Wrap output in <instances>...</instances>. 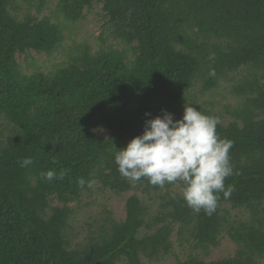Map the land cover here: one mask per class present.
Masks as SVG:
<instances>
[{
	"label": "trees",
	"instance_id": "trees-1",
	"mask_svg": "<svg viewBox=\"0 0 264 264\" xmlns=\"http://www.w3.org/2000/svg\"><path fill=\"white\" fill-rule=\"evenodd\" d=\"M51 1L0 0V264H264V0ZM98 6V51L77 44L50 73L23 70L17 54H51ZM186 104L233 141L235 191L211 216L187 206L182 182H129L115 163L147 119H182ZM48 170L66 174L48 181ZM97 190H133L125 217L105 206L74 243ZM174 237L189 246L183 259ZM224 238L235 252L208 260Z\"/></svg>",
	"mask_w": 264,
	"mask_h": 264
},
{
	"label": "clouds",
	"instance_id": "clouds-1",
	"mask_svg": "<svg viewBox=\"0 0 264 264\" xmlns=\"http://www.w3.org/2000/svg\"><path fill=\"white\" fill-rule=\"evenodd\" d=\"M215 76V71L209 73ZM146 116H151L146 113ZM217 116L206 115L200 108L186 104L182 119L163 111L145 121L141 135L133 138L127 147L117 150L115 163L118 171L129 182L147 179L153 186L164 188L166 184L182 182V196L194 212L201 210L208 216L218 207L220 193L228 199L235 191V185L225 186V180L234 175L230 150L233 141L221 138ZM32 157L18 161L20 167L33 164ZM65 171L57 174L54 170L42 172L41 176L52 181L63 179ZM78 186L91 188L94 180H78Z\"/></svg>",
	"mask_w": 264,
	"mask_h": 264
},
{
	"label": "rangeland",
	"instance_id": "rangeland-1",
	"mask_svg": "<svg viewBox=\"0 0 264 264\" xmlns=\"http://www.w3.org/2000/svg\"><path fill=\"white\" fill-rule=\"evenodd\" d=\"M57 0H52L49 2L48 7L53 8ZM49 10L43 11L39 15H48ZM85 19L80 20L77 23H71L69 29L65 32L66 40L59 46L57 50L51 54L38 53L36 51H31L28 54H17V59L27 73L33 71H44L50 73L55 70V68L61 64L66 63L71 56V48L77 44L88 46L92 53H95L103 46V41L101 40V35H107V29L105 28V19L103 17L104 12L102 7L98 6L93 10H85ZM107 131H101V133L106 134ZM133 194V190L129 193L117 195L110 191L104 193L102 190L96 191L95 199L97 202L95 205L85 208L80 212L78 221L79 224H74V229L70 231L71 236L78 234L74 237V243L81 241V239H86L89 236L90 230L96 229L94 225L93 228H89V223L95 224L96 217L99 218V211H101L105 206L113 211L114 215L118 218H124L126 214L125 206L127 198ZM87 201V198L84 199ZM174 249L177 256L183 259L188 250L185 247L188 245L181 246L178 242V238H173ZM236 250V244L232 242L229 238H224L218 248L212 250L211 256L208 260H215L224 256L232 255ZM176 261V256L170 255L166 261L162 264H173Z\"/></svg>",
	"mask_w": 264,
	"mask_h": 264
}]
</instances>
